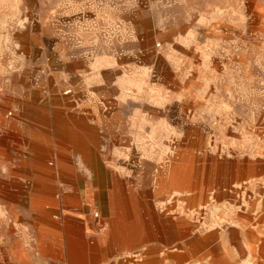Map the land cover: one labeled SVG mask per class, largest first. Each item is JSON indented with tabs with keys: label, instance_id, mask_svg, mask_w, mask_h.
<instances>
[{
	"label": "crops",
	"instance_id": "crops-1",
	"mask_svg": "<svg viewBox=\"0 0 264 264\" xmlns=\"http://www.w3.org/2000/svg\"><path fill=\"white\" fill-rule=\"evenodd\" d=\"M152 1L0 0V126L12 104L11 129L0 138V150L12 153V241H0V264H264V128L258 143L254 126L245 138L222 113L218 127L238 137L217 143L221 154L204 176L213 185L201 194L178 192V179H189L175 160L158 171L152 159L151 176L145 159L135 173L97 174L98 151L161 150L177 119H192L187 110L129 107L111 91L120 83L114 30L99 8ZM103 102L111 109L101 111ZM101 182L111 184L103 222L89 210ZM131 187L134 196L124 197Z\"/></svg>",
	"mask_w": 264,
	"mask_h": 264
},
{
	"label": "rangeland",
	"instance_id": "rangeland-1",
	"mask_svg": "<svg viewBox=\"0 0 264 264\" xmlns=\"http://www.w3.org/2000/svg\"><path fill=\"white\" fill-rule=\"evenodd\" d=\"M99 10L112 19L114 30L110 43L117 68L115 81L120 83L114 84L111 91L129 107L143 104L146 111L156 106L177 113L187 110L192 119H177L176 133L161 136V150L98 151L97 158L102 163H98L97 174L105 177L117 170L135 173L138 161L145 159L151 176L156 165L152 159L159 163L155 167L158 171H167L169 160H175L173 169L189 179L186 183L181 177L178 179V192L191 186L203 193L213 185L212 179L207 182L204 176L208 164L215 168L221 154L217 143L238 137L218 127L222 113L231 122L235 118L245 138H249V127L254 126L256 140L262 142L264 0H155L146 6ZM99 41L103 45L104 40ZM169 71L175 74L176 82L165 81ZM184 95H191L192 102L180 103L179 97ZM173 97L178 98L176 103ZM100 107L101 111L111 109L104 102ZM2 112L5 125L0 126V138L11 129L12 104H7ZM186 121L193 122L192 129L184 128ZM144 141L152 142V136L145 135ZM10 175L12 153L0 150V241H12ZM152 185L151 179L145 183ZM98 187L96 203L92 202L89 210H100L96 219L103 222L111 184L101 182ZM133 190L131 187L129 195L123 196H134ZM193 210L194 222H201L204 215L196 206ZM193 234L196 238L200 231L194 229Z\"/></svg>",
	"mask_w": 264,
	"mask_h": 264
},
{
	"label": "built area",
	"instance_id": "built-area-1",
	"mask_svg": "<svg viewBox=\"0 0 264 264\" xmlns=\"http://www.w3.org/2000/svg\"><path fill=\"white\" fill-rule=\"evenodd\" d=\"M91 215L94 217V218H99L100 217V210L98 209H93L91 211Z\"/></svg>",
	"mask_w": 264,
	"mask_h": 264
}]
</instances>
